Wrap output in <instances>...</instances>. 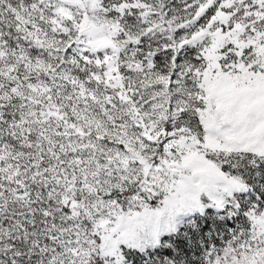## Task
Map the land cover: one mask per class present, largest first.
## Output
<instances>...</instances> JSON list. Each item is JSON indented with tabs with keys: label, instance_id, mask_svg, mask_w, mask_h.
I'll list each match as a JSON object with an SVG mask.
<instances>
[{
	"label": "snow or ice",
	"instance_id": "obj_1",
	"mask_svg": "<svg viewBox=\"0 0 264 264\" xmlns=\"http://www.w3.org/2000/svg\"><path fill=\"white\" fill-rule=\"evenodd\" d=\"M0 264H264V0H0Z\"/></svg>",
	"mask_w": 264,
	"mask_h": 264
}]
</instances>
